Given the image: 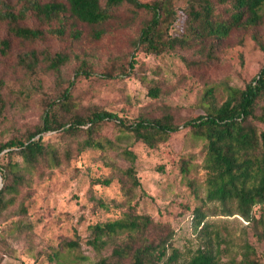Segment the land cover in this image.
<instances>
[{
    "label": "rangeland",
    "instance_id": "374dc122",
    "mask_svg": "<svg viewBox=\"0 0 264 264\" xmlns=\"http://www.w3.org/2000/svg\"><path fill=\"white\" fill-rule=\"evenodd\" d=\"M26 1L4 0L0 11L16 12ZM175 4L180 15L170 32L180 35L183 0H175ZM115 13L118 19L106 25L107 33L99 39H93L90 28L80 22L75 23V28L81 35L74 38L69 34L71 18L66 20L63 35L49 34L45 30L58 26L57 22H41L33 13L19 24L39 27L44 32L33 40L22 39L11 34L7 21L0 18V41H7L6 46L0 43L4 100L0 143L11 137L23 138L32 131L40 123L45 107L59 103L60 91L67 86L68 108L55 105L62 121L105 109L127 120L139 114L160 117L168 113L179 128L156 147H149L115 121L104 120L93 136L109 138L116 146L80 152L75 142L85 137L82 131L76 134V140L63 134L62 128L44 133L43 139L69 158L62 157L58 166H37L26 174L27 181L19 187V193L6 195L14 197L13 203L0 211V264H93L101 255H108L110 247L97 252L86 243L89 225L118 218L126 210L150 216L161 230H172L171 242L184 254H191L208 241L212 253L218 250L221 264H235L249 244L253 248L251 255L264 263V212L260 221L247 222L236 214H219L216 202L202 201L204 140L182 126L185 120L204 114L201 100L206 87L216 85L213 102L219 104L225 97L224 84L243 87L258 72L264 63V9L257 26L236 29L215 39L210 51L212 59L207 64L201 63L205 49L193 40L189 48L161 54L135 48L134 38L147 13L138 10L133 14L129 6ZM30 52L36 55L30 58ZM56 52L66 55L57 72L43 56ZM78 69L81 72H76ZM154 84L160 89L155 98L147 93ZM256 125L264 129V123ZM123 147L135 154L137 186H131L128 180L126 184L122 182L123 169L129 164ZM4 152H0V166L6 161ZM180 157L188 159L186 176L179 171ZM108 177L107 185L95 183L96 179ZM3 183L0 174V188ZM196 205H201L206 214V234L194 231L191 225L190 214ZM260 211L258 206L253 208L255 218ZM15 220L20 222L17 227ZM76 236L79 246L69 251L64 242Z\"/></svg>",
    "mask_w": 264,
    "mask_h": 264
},
{
    "label": "trees",
    "instance_id": "16d2710c",
    "mask_svg": "<svg viewBox=\"0 0 264 264\" xmlns=\"http://www.w3.org/2000/svg\"><path fill=\"white\" fill-rule=\"evenodd\" d=\"M122 6L131 7L133 14L138 10L147 13L134 38L135 48L149 54H161L177 48H189L193 40L205 49V59L201 63L207 64L212 59L210 51L213 50L215 39L224 38L236 29L253 28L261 22L264 0H183V29L180 35H172L170 32L180 15L175 0H27L16 12L11 9L0 11V18L7 21L11 34L22 39L33 40L44 32L39 27L19 24L28 13H33L39 21L47 24L56 21L58 26L47 27L45 30L49 34L63 35L68 23L66 20L71 18L70 35L80 37L81 31L75 28V23L80 22L90 28L93 39H99L107 33L106 25L118 19L115 12ZM0 43L7 45L6 40ZM35 55L36 52H30L29 57ZM43 56L55 72L66 60V55L60 52ZM133 64L134 60H131L129 67L132 68ZM79 71L81 69L76 72ZM223 86L225 97L221 103L213 102L216 85L206 87L201 100L204 114L182 123V126L189 127L193 135L204 140L202 166L205 180L201 199L204 203H218L221 215L236 214L247 222L255 219L260 221L264 212V129H259L256 122L264 123V63L243 87L229 84ZM1 88L0 79V111L4 105ZM60 92V102L45 107L40 123L32 131L27 132L23 138L11 137L0 143V152L5 151L6 156V161L0 166L4 181L0 188V211L13 203L14 196L6 195L19 193V187L27 181V173L41 164L58 166L62 157L69 158V155H61L54 144L43 139V134L48 131L62 128L63 134H69L74 139L82 131L85 137L75 139L76 150L80 152L86 148L105 151L116 146L109 138L93 136L94 129L104 120L115 121L121 129L131 132L149 147H156L179 128L168 113L160 117L139 114L127 120L105 109L93 110L88 117L73 115L62 121L55 105L68 108L69 86ZM147 93L155 98L159 96L160 89L156 84L150 85ZM121 149L129 162L123 169L125 178L122 182L126 184L128 180L131 186H137L139 180L135 174V154L128 148ZM178 167L182 175L186 176L189 170L188 159L180 157ZM95 183L107 185L110 178L96 179ZM255 206L261 209L258 218L253 214ZM190 218L194 231L207 233L208 223L201 205L194 206ZM14 222L15 227L20 225L19 221ZM88 230L86 243L91 248L100 252L110 247L109 254L101 255L93 264H221L218 250L212 253L208 241L198 245L191 254H184L173 246L170 239L172 230H161V226L154 223L150 216L130 210L124 211L118 218L91 224ZM78 239L79 236H76V239L64 242V246L69 251L74 250L79 246ZM252 253L253 248L246 244L241 258L235 264H264L253 257Z\"/></svg>",
    "mask_w": 264,
    "mask_h": 264
}]
</instances>
